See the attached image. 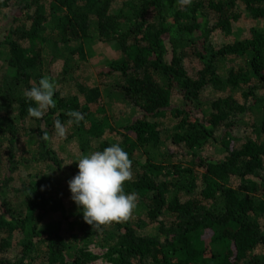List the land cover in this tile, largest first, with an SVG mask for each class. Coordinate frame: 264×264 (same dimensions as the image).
<instances>
[{"label":"trees","instance_id":"obj_1","mask_svg":"<svg viewBox=\"0 0 264 264\" xmlns=\"http://www.w3.org/2000/svg\"><path fill=\"white\" fill-rule=\"evenodd\" d=\"M119 1L115 10L117 0H0V255L16 239L20 248L0 264H90L98 259L91 245L111 264H264V0ZM245 15L260 22L249 37L215 46V32L231 36ZM92 36L122 57L100 73L109 80L103 92L82 101L63 86L82 73ZM62 47L69 55L55 78ZM46 75L56 107L36 119L24 92ZM210 89L223 94L205 100ZM14 104L19 120H35L31 130L18 127ZM117 104L130 113L115 117ZM69 110L87 124H68ZM56 119L82 155L114 143L129 154L124 190L138 194L129 220L99 230L84 221L68 183L81 155L56 154ZM22 169L36 175L17 182ZM54 193L70 199L66 222L48 220Z\"/></svg>","mask_w":264,"mask_h":264},{"label":"clouds","instance_id":"obj_2","mask_svg":"<svg viewBox=\"0 0 264 264\" xmlns=\"http://www.w3.org/2000/svg\"><path fill=\"white\" fill-rule=\"evenodd\" d=\"M191 2L179 0L181 5H190ZM55 91L56 85L47 75L39 80L38 85L25 90L26 99L35 104L28 106V116L42 119L50 108H55ZM67 115L70 117L68 124H79L81 121L87 124L85 114L78 110H69ZM54 128L56 137H66L67 129L59 119L54 121ZM41 131V139L48 141L49 133L44 128ZM77 162L79 172L68 183L71 199L78 209H82L84 221L99 230L101 226L129 220L138 198L137 193L129 194L124 190L125 182L133 176V162L129 154L118 143H114L103 151L81 155Z\"/></svg>","mask_w":264,"mask_h":264},{"label":"rangeland","instance_id":"obj_3","mask_svg":"<svg viewBox=\"0 0 264 264\" xmlns=\"http://www.w3.org/2000/svg\"><path fill=\"white\" fill-rule=\"evenodd\" d=\"M14 1L17 2L19 0H14ZM120 3L121 2L117 0L115 4V10L120 5ZM3 18L4 17L2 16L0 17V23L3 22ZM257 25H260L259 20H253L251 17L249 18L248 16L245 15L240 19V21L233 24V34L231 36L226 37L219 31L215 32V34L213 35V43L217 47H222L236 40H244L249 37L250 29L254 26L256 27ZM85 46H86V52L88 58L86 66L84 67L82 73H80V75L72 81V85L63 86L64 94H69V93L78 94V96L82 101H84L87 92L95 88L103 92L104 86L106 87L107 85H109V80L106 79L105 76H101L100 73L108 69V66L112 61H115L116 59L122 57V53L120 52L116 44H113L112 42L103 43L93 36L90 37V39L86 40ZM68 53L69 51H67L62 47L60 49V53L58 54L56 61L54 60V62L52 63L50 72L51 74H53L55 78H59L64 62L68 58L69 55ZM187 67L190 69L191 67H197V65L195 64V62L193 64L187 63ZM5 73H6L5 66L1 63L0 74L4 75ZM226 93L232 94L233 96H235V98H237L240 101L242 100L241 92L239 90L228 89ZM222 94L223 92L221 91H217V90L214 91L210 89L204 94V99L212 100L213 98L220 97ZM103 101L105 104H107L108 100H103ZM113 110L115 117L117 118L123 117L130 113V109L127 106L121 104L115 105V108ZM10 112L12 116H14L17 119L18 121L17 125L19 128L24 127L25 129L31 130L35 126V120L33 119L25 118V120L24 119L19 120L18 107L16 104L11 106ZM69 135L70 133L67 132L65 138L60 139L56 137V139L53 142L54 151L64 161L65 160L71 161L73 158L82 155L81 154L82 151L78 146L79 141L77 138L66 141V138H68ZM27 141H28L27 135L23 134L20 136L17 145V154L19 156H22L27 151L28 149ZM167 144L171 146V148H174V145L170 144L168 141ZM208 154H214L217 155V157L219 155L218 151L213 148L209 150ZM30 172L26 169H22L19 172V174H15L16 181L17 182L24 181L28 179L30 176L36 175V174L30 175ZM2 174H4V171ZM62 194L54 193L55 199L53 200L52 204H50V210L48 211L49 212L48 220L66 222L64 216L70 213L71 205H70V199L64 193ZM18 244H19V240L16 239L11 249H9L8 252H6V254L0 255V260L2 258L14 259L20 250ZM86 251L98 257L96 261L91 262L90 264H111L104 257L105 251L100 249L99 247L95 245H91L86 248Z\"/></svg>","mask_w":264,"mask_h":264}]
</instances>
